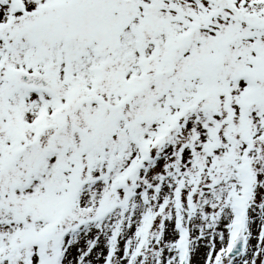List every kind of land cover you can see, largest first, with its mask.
Masks as SVG:
<instances>
[{
  "label": "snow or ice",
  "instance_id": "6c2138e0",
  "mask_svg": "<svg viewBox=\"0 0 264 264\" xmlns=\"http://www.w3.org/2000/svg\"><path fill=\"white\" fill-rule=\"evenodd\" d=\"M0 264H264V0H0Z\"/></svg>",
  "mask_w": 264,
  "mask_h": 264
}]
</instances>
